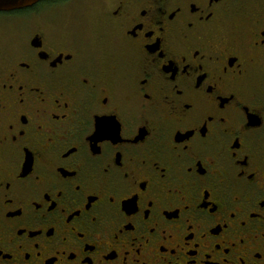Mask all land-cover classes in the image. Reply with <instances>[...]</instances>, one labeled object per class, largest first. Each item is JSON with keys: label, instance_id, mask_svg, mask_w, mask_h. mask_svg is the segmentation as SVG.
<instances>
[{"label": "flooded vegetation", "instance_id": "obj_1", "mask_svg": "<svg viewBox=\"0 0 264 264\" xmlns=\"http://www.w3.org/2000/svg\"><path fill=\"white\" fill-rule=\"evenodd\" d=\"M7 20L0 264H264V0Z\"/></svg>", "mask_w": 264, "mask_h": 264}, {"label": "water", "instance_id": "obj_2", "mask_svg": "<svg viewBox=\"0 0 264 264\" xmlns=\"http://www.w3.org/2000/svg\"><path fill=\"white\" fill-rule=\"evenodd\" d=\"M45 0H0V13H12L32 8Z\"/></svg>", "mask_w": 264, "mask_h": 264}, {"label": "trees", "instance_id": "obj_3", "mask_svg": "<svg viewBox=\"0 0 264 264\" xmlns=\"http://www.w3.org/2000/svg\"><path fill=\"white\" fill-rule=\"evenodd\" d=\"M3 20L4 24H7V14H0V22ZM1 24V23H0Z\"/></svg>", "mask_w": 264, "mask_h": 264}, {"label": "rangeland", "instance_id": "obj_4", "mask_svg": "<svg viewBox=\"0 0 264 264\" xmlns=\"http://www.w3.org/2000/svg\"><path fill=\"white\" fill-rule=\"evenodd\" d=\"M0 25H2V24H0ZM0 37H2V40L0 38V43L2 42L4 44L6 42V40H4L5 33L2 29H0Z\"/></svg>", "mask_w": 264, "mask_h": 264}]
</instances>
